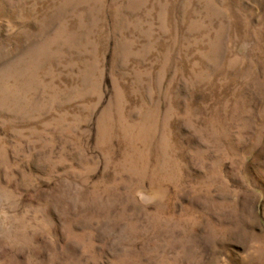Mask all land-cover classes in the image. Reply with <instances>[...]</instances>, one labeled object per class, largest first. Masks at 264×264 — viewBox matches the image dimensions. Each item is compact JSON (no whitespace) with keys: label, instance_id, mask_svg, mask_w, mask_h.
Segmentation results:
<instances>
[{"label":"rangeland","instance_id":"1","mask_svg":"<svg viewBox=\"0 0 264 264\" xmlns=\"http://www.w3.org/2000/svg\"><path fill=\"white\" fill-rule=\"evenodd\" d=\"M0 264H264V0H0Z\"/></svg>","mask_w":264,"mask_h":264}]
</instances>
